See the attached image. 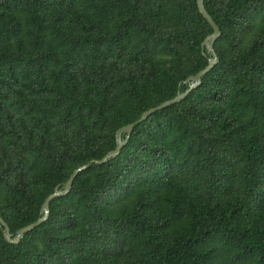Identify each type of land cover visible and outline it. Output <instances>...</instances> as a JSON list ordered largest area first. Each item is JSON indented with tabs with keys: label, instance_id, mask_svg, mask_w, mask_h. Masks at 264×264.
<instances>
[{
	"label": "trees",
	"instance_id": "obj_1",
	"mask_svg": "<svg viewBox=\"0 0 264 264\" xmlns=\"http://www.w3.org/2000/svg\"><path fill=\"white\" fill-rule=\"evenodd\" d=\"M218 63L79 172L0 264H264V0H204ZM196 0H0V215L15 232L207 63Z\"/></svg>",
	"mask_w": 264,
	"mask_h": 264
},
{
	"label": "water",
	"instance_id": "obj_2",
	"mask_svg": "<svg viewBox=\"0 0 264 264\" xmlns=\"http://www.w3.org/2000/svg\"><path fill=\"white\" fill-rule=\"evenodd\" d=\"M196 5L198 11L202 14V16L207 20L209 25L212 28V31L205 36L201 43V48L203 50V55L207 58L206 65L198 70L196 73L187 76L182 83L187 85L185 90L177 91V93L170 99L164 100L156 106L149 107L144 110L141 115L133 122L125 124L115 131V147L109 150L103 157L100 159H92L89 162L82 164L76 167L73 172L69 175V177L62 183L61 187H55V189L49 193L45 199L43 200L39 216L32 222L20 227L15 234L13 235L10 232L9 225L4 220V218L0 215V226L2 228L3 236L5 240L9 243L17 244L23 238V236L38 227L40 224L45 222L49 217V204L50 202L59 196L67 195L72 187L73 180L75 176L87 169L91 164H104L109 160L115 158L119 155L122 147L128 142L129 137L133 131L134 126L143 122L149 115L157 110H161L165 107H168L172 104L178 103L183 100L193 89L197 88L201 82L202 78L218 63L219 58L214 49V42L220 36V29L216 22L213 20L212 16L206 10L204 6V0H196Z\"/></svg>",
	"mask_w": 264,
	"mask_h": 264
}]
</instances>
